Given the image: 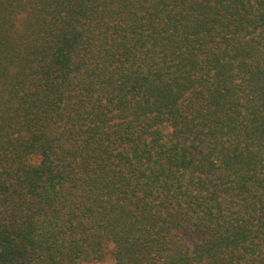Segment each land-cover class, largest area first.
<instances>
[{"label": "trees", "instance_id": "obj_1", "mask_svg": "<svg viewBox=\"0 0 264 264\" xmlns=\"http://www.w3.org/2000/svg\"><path fill=\"white\" fill-rule=\"evenodd\" d=\"M264 264V0H0V264Z\"/></svg>", "mask_w": 264, "mask_h": 264}, {"label": "rangeland", "instance_id": "obj_2", "mask_svg": "<svg viewBox=\"0 0 264 264\" xmlns=\"http://www.w3.org/2000/svg\"><path fill=\"white\" fill-rule=\"evenodd\" d=\"M83 264H110V261L108 259H106L104 261H92V262H86Z\"/></svg>", "mask_w": 264, "mask_h": 264}]
</instances>
